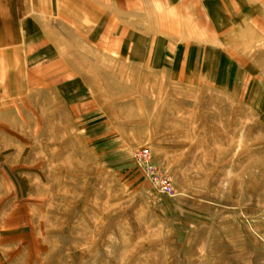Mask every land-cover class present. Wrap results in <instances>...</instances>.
Here are the masks:
<instances>
[{
	"label": "rangeland",
	"instance_id": "374dc122",
	"mask_svg": "<svg viewBox=\"0 0 264 264\" xmlns=\"http://www.w3.org/2000/svg\"><path fill=\"white\" fill-rule=\"evenodd\" d=\"M228 13L222 76L0 47V264H264V0Z\"/></svg>",
	"mask_w": 264,
	"mask_h": 264
},
{
	"label": "crops",
	"instance_id": "0c3cea01",
	"mask_svg": "<svg viewBox=\"0 0 264 264\" xmlns=\"http://www.w3.org/2000/svg\"><path fill=\"white\" fill-rule=\"evenodd\" d=\"M238 1L0 0V47L11 64L31 54L53 57L75 32L84 41L111 43L110 55L132 69L181 79L197 58L199 69L222 76L231 56L221 49L232 42L228 10Z\"/></svg>",
	"mask_w": 264,
	"mask_h": 264
},
{
	"label": "built area",
	"instance_id": "2783aa9c",
	"mask_svg": "<svg viewBox=\"0 0 264 264\" xmlns=\"http://www.w3.org/2000/svg\"><path fill=\"white\" fill-rule=\"evenodd\" d=\"M138 157L139 158L137 159V162L144 165L147 177L152 182L157 191L161 194L170 196L172 194V190L167 182V179L159 175L158 172L149 163V155L147 154V151H141L140 153H138Z\"/></svg>",
	"mask_w": 264,
	"mask_h": 264
},
{
	"label": "bare ground",
	"instance_id": "6f19581e",
	"mask_svg": "<svg viewBox=\"0 0 264 264\" xmlns=\"http://www.w3.org/2000/svg\"><path fill=\"white\" fill-rule=\"evenodd\" d=\"M65 63V62H64Z\"/></svg>",
	"mask_w": 264,
	"mask_h": 264
}]
</instances>
